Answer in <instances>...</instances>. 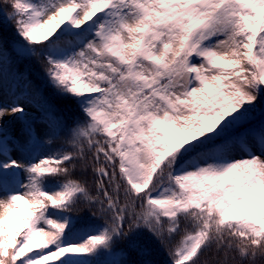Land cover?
I'll return each instance as SVG.
<instances>
[{"label": "snow or ice", "instance_id": "6c2138e0", "mask_svg": "<svg viewBox=\"0 0 264 264\" xmlns=\"http://www.w3.org/2000/svg\"><path fill=\"white\" fill-rule=\"evenodd\" d=\"M0 6L46 62L9 80L0 34V264H151L129 259L144 233L168 264L264 260V0Z\"/></svg>", "mask_w": 264, "mask_h": 264}, {"label": "trees", "instance_id": "16d2710c", "mask_svg": "<svg viewBox=\"0 0 264 264\" xmlns=\"http://www.w3.org/2000/svg\"><path fill=\"white\" fill-rule=\"evenodd\" d=\"M7 9L0 6V34L3 35L5 39V47L7 49L6 55L9 59V64L7 66L8 73L11 75L16 71L21 73H27L29 78L34 84L41 86L44 82V67L46 62L42 57H35L32 59H21L13 51V42H22L20 38L15 34L14 22H9L3 18V13ZM45 94L52 96V90L50 88L45 89ZM54 103L64 117L69 121V124L75 120L76 117L83 119V114L79 111L78 106L75 101L71 99H60L54 98ZM62 144L61 141H57L53 144V148H59ZM79 173H77V176ZM90 178V177H89ZM74 216H90L91 214L85 211L74 212ZM91 224L99 227L102 226L104 221L102 219L93 218L90 221ZM136 243L140 248L147 249L148 254L141 256L136 251L129 250V259L133 261L147 260L151 261V264H168L169 256L167 250L162 247L155 239L151 238L148 233H144L136 238ZM129 241L122 240L116 245L117 249L128 250ZM258 264H264V260L258 261Z\"/></svg>", "mask_w": 264, "mask_h": 264}, {"label": "rangeland", "instance_id": "374dc122", "mask_svg": "<svg viewBox=\"0 0 264 264\" xmlns=\"http://www.w3.org/2000/svg\"><path fill=\"white\" fill-rule=\"evenodd\" d=\"M9 80H11V75L9 74ZM5 102H9V95H8V88L4 87L3 89H0V104H3ZM30 116H35V110L29 109ZM4 125L9 130H17L19 128V122L16 121L15 117L11 114L4 117ZM15 155V154H14Z\"/></svg>", "mask_w": 264, "mask_h": 264}]
</instances>
